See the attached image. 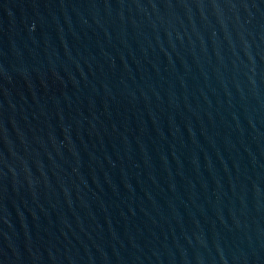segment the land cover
<instances>
[{"label":"water","instance_id":"95a60500","mask_svg":"<svg viewBox=\"0 0 264 264\" xmlns=\"http://www.w3.org/2000/svg\"><path fill=\"white\" fill-rule=\"evenodd\" d=\"M39 264H264V0H73Z\"/></svg>","mask_w":264,"mask_h":264}]
</instances>
